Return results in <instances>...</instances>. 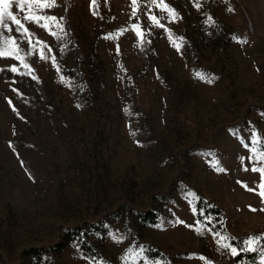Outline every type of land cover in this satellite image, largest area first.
I'll return each instance as SVG.
<instances>
[{"label":"rangeland","instance_id":"rangeland-1","mask_svg":"<svg viewBox=\"0 0 264 264\" xmlns=\"http://www.w3.org/2000/svg\"><path fill=\"white\" fill-rule=\"evenodd\" d=\"M164 3L179 19L151 0L135 16L132 0H55L32 6L56 18L47 30L0 26L23 57L0 58V264H25L26 249L77 229L101 261L72 242L44 264H248L218 250L194 202L217 204L234 238L264 233L260 173L241 162L264 153L252 139H264V0ZM147 210L157 221L140 218Z\"/></svg>","mask_w":264,"mask_h":264},{"label":"snow or ice","instance_id":"snow-or-ice-1","mask_svg":"<svg viewBox=\"0 0 264 264\" xmlns=\"http://www.w3.org/2000/svg\"><path fill=\"white\" fill-rule=\"evenodd\" d=\"M151 2L154 5H157L158 7H161L164 10H167V12L169 13V16L173 19H179V14L172 8H170L166 3H164V0H151ZM97 3V0H91V4L94 7ZM13 4H15L16 7L19 8L20 11H25V9H28V14L23 16L22 18L17 17L16 15H14L11 11H9V7L12 6ZM35 6V9H43V8H50L55 6V0H0V26H3L5 29H7L8 31H12V29L9 27V25L7 23H5V19H9L12 21L13 24L16 25V31L21 33V35H31L29 33L28 28L25 26L23 21H29L31 23L36 24L38 27L44 28L45 30H47L48 28V24L47 23H41V21H55L56 18L55 17H50V16H46V15H39L37 14V12L35 10H33L32 6ZM132 5H133V12L132 15L135 16L136 12H137V5H138V0H132ZM195 7H197V9H199L201 7L200 4V0H196L195 3ZM232 9L229 8V11H231ZM93 15H97L96 12H93ZM150 20L156 24L157 26L163 27V25L159 24L158 19L155 16H150L149 17ZM63 19V18H61ZM208 22H212V18L209 17L208 20L206 21V23ZM133 30H137V35L139 37L143 36V32L139 30V25L138 24H133L132 25ZM167 30V29H166ZM122 31H126L122 30ZM114 35V34H110V37ZM38 43H43L42 41H37ZM28 43L31 45V40L28 41ZM177 46V50H179V45ZM20 52L21 49L19 47V43L16 40L15 37H4L2 33H0V58L3 57H12L15 58L17 60H20L21 62H23V57L20 56ZM53 63L55 65V58H53ZM23 66L25 68H28L29 65L24 63ZM4 69H0V71H3ZM10 71L12 72H18V68L13 65L9 68ZM57 70H59L57 68ZM196 76L200 79L206 80V82L208 83H212L213 80L215 79V77H209L206 74L197 72ZM33 79H37L35 76H33ZM63 79V78H61ZM134 134V133H133ZM235 134V133H234ZM253 143H261L264 144V139H259L255 133V131H253ZM247 147V145H245ZM247 159L250 162H253V167H252V171L253 172H258L260 173V182L257 184V188L259 189V191L257 192V195L260 196L261 201L264 202V153H257V154H250L247 158L245 157H241V162L243 163L244 160ZM257 162H259L260 166H256ZM220 171H222L223 169H218ZM245 170L247 171L248 169L245 168ZM239 183V182H238ZM244 187L248 190V191H256V189H252V188H248L247 185H244ZM194 194L189 192L187 193L188 197L193 196ZM191 202V201H189ZM193 211H195V209H193ZM202 211V210H201ZM251 211H257V209L251 208ZM261 211H264V209H261ZM208 219H211L210 217H208ZM177 223H183V221L177 220ZM200 222L197 221V225H199ZM189 227H193L192 225H189ZM197 231H199V228H197ZM211 231V230H209ZM202 234V233H201ZM213 238L216 241L218 247L219 248H230L231 250V254L233 256H237L239 255L240 251H255L256 248L254 247V245L258 244L260 241L264 240V233L259 234V235H253V236H249L245 241L244 244L246 245L245 248L242 249H237V247H233L229 244H225L223 243V241L228 240V239H234V238H230L227 236H222L219 232H212ZM113 239L118 240V237L113 236ZM202 260H204V257H201ZM156 264H158V262H156ZM205 264H212L211 261H205ZM260 264H264V255L261 256V261Z\"/></svg>","mask_w":264,"mask_h":264},{"label":"trees","instance_id":"trees-1","mask_svg":"<svg viewBox=\"0 0 264 264\" xmlns=\"http://www.w3.org/2000/svg\"><path fill=\"white\" fill-rule=\"evenodd\" d=\"M68 69H64L63 73H67ZM75 94H78L79 91L77 88L73 90ZM194 206L197 213L198 220L205 224L212 232H219L221 235H225L230 238H234L227 234V231L223 224L224 214L221 208L217 205L211 202L210 200H207L201 196L197 197ZM202 210V211H201ZM210 217L211 219H208ZM140 218L143 221H157V213L151 210H147L140 213ZM95 228H97L95 226ZM261 233L259 232H252V235H259ZM84 232L80 229L77 230H67L65 234L62 236L61 240L57 243H55L52 246L49 247H41L36 248L32 247L29 249H26L24 251V254L26 258H28L29 262H26L25 264H44L45 261H47L48 256H50V253H60L64 248H66L68 245H70L72 242H75L79 249L85 257H87L90 261L94 263H98L101 261L102 255L101 253L94 247L90 242H88L87 236H84ZM247 238V235H244L240 238H234L229 239L230 244L237 247L238 251L239 249H242V243ZM261 251H264V240L260 241L256 247L255 251H240L239 255L235 256V260L238 262L248 263V264H256L259 262V257L261 254ZM52 254V253H51ZM147 257L151 260H154L156 258H161L160 254L158 252H146ZM1 264H11L6 261H2ZM138 264H142L141 262H138Z\"/></svg>","mask_w":264,"mask_h":264}]
</instances>
